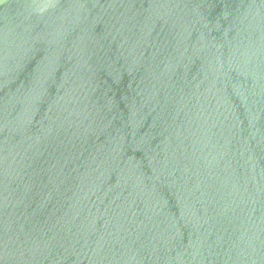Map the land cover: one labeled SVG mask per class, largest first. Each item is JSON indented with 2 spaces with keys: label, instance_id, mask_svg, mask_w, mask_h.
I'll return each instance as SVG.
<instances>
[{
  "label": "water",
  "instance_id": "obj_1",
  "mask_svg": "<svg viewBox=\"0 0 264 264\" xmlns=\"http://www.w3.org/2000/svg\"><path fill=\"white\" fill-rule=\"evenodd\" d=\"M0 264H264V0H0Z\"/></svg>",
  "mask_w": 264,
  "mask_h": 264
}]
</instances>
